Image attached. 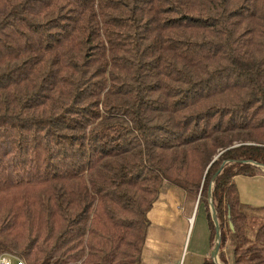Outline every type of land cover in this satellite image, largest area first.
<instances>
[{
  "label": "trees",
  "instance_id": "obj_1",
  "mask_svg": "<svg viewBox=\"0 0 264 264\" xmlns=\"http://www.w3.org/2000/svg\"><path fill=\"white\" fill-rule=\"evenodd\" d=\"M251 163L264 0H0V254L136 264L171 184L211 192L224 264H264V207L250 235L234 181Z\"/></svg>",
  "mask_w": 264,
  "mask_h": 264
},
{
  "label": "rangeland",
  "instance_id": "obj_2",
  "mask_svg": "<svg viewBox=\"0 0 264 264\" xmlns=\"http://www.w3.org/2000/svg\"><path fill=\"white\" fill-rule=\"evenodd\" d=\"M253 171L251 176H264V170L255 167ZM209 183L212 184V191L213 183ZM246 211L250 216L249 232L251 235L263 220V213L254 205L247 207ZM202 212L210 217L214 226L209 205L204 202V197L200 201L199 196L192 197L171 184L163 185L147 215L146 240L135 263L201 264L205 257L195 256V253L196 250L200 251V249L206 248L205 234L207 231L205 224L203 225ZM191 215L192 222H189L187 217ZM223 251L225 259L229 262L230 247L226 246ZM219 254L220 252L218 257L213 259L214 264H224L220 260ZM209 259L212 260L211 256Z\"/></svg>",
  "mask_w": 264,
  "mask_h": 264
},
{
  "label": "crops",
  "instance_id": "obj_3",
  "mask_svg": "<svg viewBox=\"0 0 264 264\" xmlns=\"http://www.w3.org/2000/svg\"><path fill=\"white\" fill-rule=\"evenodd\" d=\"M234 181L238 188L240 202L243 205H254L255 207H264V176H237L234 178ZM202 217L203 225L205 224V228L207 231V233L205 234L206 248H204V250L200 249V251L196 250L195 256L205 257L203 261L208 260V258L211 256V259L213 261L212 252L214 249V243L212 246L209 243L207 214L202 212ZM187 221L192 222V215L190 217H187Z\"/></svg>",
  "mask_w": 264,
  "mask_h": 264
},
{
  "label": "water",
  "instance_id": "obj_4",
  "mask_svg": "<svg viewBox=\"0 0 264 264\" xmlns=\"http://www.w3.org/2000/svg\"><path fill=\"white\" fill-rule=\"evenodd\" d=\"M251 164L254 167L258 168V169L264 170V165H261V164H258V163H251ZM224 166H225V163H222V165L217 170V172L211 177L210 182L214 183V180L221 173V171L223 170ZM204 202L207 205H209L210 212H211L210 214H211V217H212L213 222H214L215 238H214V249H213V252H212V257L214 259L215 257H217L218 253L220 252V248H221V231L219 229V224H218V220H217V217H216L215 209H214V206H213L212 197H211V195L209 196L207 194V191H206L205 196H204ZM230 227L232 228L231 224H230Z\"/></svg>",
  "mask_w": 264,
  "mask_h": 264
},
{
  "label": "built area",
  "instance_id": "obj_5",
  "mask_svg": "<svg viewBox=\"0 0 264 264\" xmlns=\"http://www.w3.org/2000/svg\"><path fill=\"white\" fill-rule=\"evenodd\" d=\"M0 264H26V263L22 259H19L14 254L2 253L0 254Z\"/></svg>",
  "mask_w": 264,
  "mask_h": 264
}]
</instances>
